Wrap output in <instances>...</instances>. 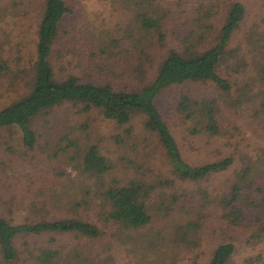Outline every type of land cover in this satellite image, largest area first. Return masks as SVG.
I'll return each mask as SVG.
<instances>
[{
  "label": "trees",
  "instance_id": "obj_1",
  "mask_svg": "<svg viewBox=\"0 0 264 264\" xmlns=\"http://www.w3.org/2000/svg\"><path fill=\"white\" fill-rule=\"evenodd\" d=\"M119 2L126 12L125 24L114 36L105 30L95 35L90 56L121 65L123 58L132 60L130 69L138 83L114 87L80 74L57 76L52 57L61 53L55 51L56 43L72 11L64 0H41L32 61L14 66L5 49L8 59L0 54V79L14 69L28 78L19 99L0 109V130L15 129L21 145L32 149L36 144L34 122L65 103L124 127L125 136L131 135V125L139 119L146 139L167 168L164 179L162 175L150 177L145 167L133 163V177L118 176L117 162L102 155L97 146L81 151L76 141L68 140V148L77 149L70 158L76 162V176L63 186L62 175L53 174L51 179L63 187L60 191L40 188L37 202L26 207L15 206L12 198L0 202L7 213L0 211L3 264H15L22 255L16 241L29 252L26 264H116L111 252L120 246L125 251L121 264H180L178 251H199L207 220L228 238L213 247L203 264H228L235 252L232 235L243 228L248 238L256 240L264 233V31L253 26L243 33L246 9L241 2L219 8L211 0L197 5L194 28L184 34L182 47L154 57L157 44L166 39L174 12L162 0ZM219 10L223 13L220 19L216 16ZM237 38L240 41L235 45ZM74 64L81 68V62ZM196 83L212 85L233 111L245 110L252 131L247 145L231 139L222 142L229 133L220 125L221 103L181 95L178 112L184 114V123L191 124L186 131L220 142L215 152L223 154L218 160L192 165L184 159L157 99L171 88ZM114 139L117 145L123 143L119 135ZM232 171L234 179L219 198L200 187ZM209 208L212 216L205 219ZM60 237H72L79 243L70 248L58 246L55 242Z\"/></svg>",
  "mask_w": 264,
  "mask_h": 264
},
{
  "label": "rangeland",
  "instance_id": "obj_2",
  "mask_svg": "<svg viewBox=\"0 0 264 264\" xmlns=\"http://www.w3.org/2000/svg\"><path fill=\"white\" fill-rule=\"evenodd\" d=\"M64 1L72 14L64 21L62 34L56 43L55 51L58 50L61 53L59 57H52L55 74L57 76L69 73L80 74L91 81L108 82L114 87L128 85L131 82L138 83L136 75L130 69L133 64L132 60L123 58L121 59L123 65H121L120 62L110 63L90 56L96 45L93 41L95 35L105 30L114 36L125 24L126 12L119 0ZM212 1L216 2L219 8L233 1L241 2L246 9L242 26L243 33L253 26L264 31V0ZM208 2L211 0H162V4L173 11L175 16L166 28L165 41L157 44V54L154 53V57L162 55L170 48L182 47L184 34L194 28L192 17L197 5ZM0 8V50L2 51L0 54L4 59L11 58V64L14 66L15 64L26 65L32 61L34 56L35 33L40 18L41 0H0ZM216 16L218 19L222 18V10H219ZM239 41L240 39L237 38L234 44L236 45ZM4 49L10 57L8 55L7 58ZM74 62H81V68L77 69ZM146 67L150 66L146 65ZM27 79L19 69H14L12 74L7 73L0 79V109L19 99L24 90L23 81ZM181 95H187L193 100L217 99L223 110L220 125L224 131L229 133L222 142L225 143L227 139L241 142L242 145L251 142L252 128L244 113L245 110L238 112L225 106L219 92L212 85L196 83L171 88L157 99V107L188 163L199 165L207 160H218L223 154L215 152L220 142L213 143L214 141H207L204 136L190 135L186 131L191 124L187 121L184 123L182 121L184 114L178 112L177 103ZM138 120L131 125V135L125 136L123 135V131L126 130L124 127L118 128L109 121L103 120L95 112L83 113L73 104L65 103L52 108L34 122L36 144L32 149L21 145L20 133L15 129L0 130V202L12 198L18 204L15 203V206L26 207L37 202L36 191L40 188L51 190L52 193L53 190L60 191L63 187L57 184L59 180L65 186L68 183L67 180L76 176L74 170L76 162H72L70 158L74 157L77 149L68 148V140L76 141L81 151V148L89 145L97 146L102 155L117 162L118 176L126 174L133 177L136 170L133 166L138 164L147 169L146 174L150 177L156 178L162 175L161 179H164L167 168L162 165L161 155L158 154L153 143L146 139L148 135L141 130ZM117 135L121 137L122 144L115 143L114 138ZM235 169L239 170V165L235 166ZM233 172L216 176L208 182L201 183L200 187H205L211 196L219 198L227 190L229 182L233 181ZM53 174H61L62 177L59 180L51 179ZM167 191L173 192L175 189ZM6 207L8 212V207ZM19 210L20 213L23 211ZM0 211L4 215L7 214L1 208ZM10 211L13 212L15 209L12 208ZM210 212L211 208L204 212L209 213L204 216L205 219L211 218L212 213ZM59 215H61L60 212L57 216ZM212 219L215 218L212 217ZM204 226L201 231L204 237L199 251L181 250L176 253L180 264L206 263L213 247L228 238L222 235L219 229H213L216 225L210 220H207ZM238 231L240 233L232 235L231 238L235 245V252L228 264H264V233L260 234V238L252 240L248 238V233L244 234L248 230L242 228ZM37 242H40V239ZM80 242L88 244L86 241ZM55 243L58 246L70 248L79 241L72 237H60ZM16 245L22 255L15 264H26L29 252L21 246L19 241H16ZM111 253L116 264H121L125 257L123 247H117ZM0 264L3 263L0 262Z\"/></svg>",
  "mask_w": 264,
  "mask_h": 264
}]
</instances>
